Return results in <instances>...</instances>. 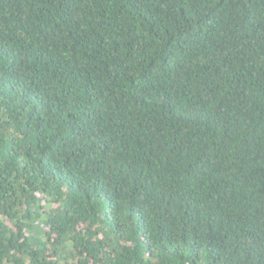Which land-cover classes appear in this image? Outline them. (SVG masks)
I'll return each mask as SVG.
<instances>
[{"label":"trees","instance_id":"obj_1","mask_svg":"<svg viewBox=\"0 0 264 264\" xmlns=\"http://www.w3.org/2000/svg\"><path fill=\"white\" fill-rule=\"evenodd\" d=\"M0 264H264V0H0Z\"/></svg>","mask_w":264,"mask_h":264}]
</instances>
